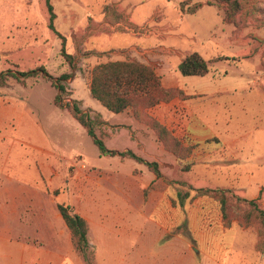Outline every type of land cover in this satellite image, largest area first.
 <instances>
[{"label":"rangeland","instance_id":"rangeland-1","mask_svg":"<svg viewBox=\"0 0 264 264\" xmlns=\"http://www.w3.org/2000/svg\"><path fill=\"white\" fill-rule=\"evenodd\" d=\"M208 1L51 0L69 63L62 56V39L49 28L46 0H0V75L13 73L21 79L0 84V213L17 204L23 220L28 219L25 198L40 189L50 212L57 203L71 205L83 188L128 194L143 208L154 188L171 186L211 201L201 222L210 232L197 238L186 219L179 233L185 241L184 260L163 264H264V229L258 224L243 227L238 219L227 224L219 202L196 195L200 189L228 190L256 200L264 210V0L246 4L235 23H225L217 5L187 13ZM194 52L206 61L220 59L204 77L182 76L179 63ZM115 61L154 68L166 89L180 92L168 103L203 99L213 110L205 117L224 136L195 143L149 111L158 105L110 112L92 98L90 82L95 66ZM42 70L54 82L70 76L62 82L64 104L77 103L95 119L96 134L107 150L131 151L159 163L163 179L151 182L155 174L134 159L101 155L86 129L55 103L59 90ZM154 122L170 134L159 136ZM42 161L54 165L58 176H51L59 179L46 181L50 175ZM70 179L73 184H66ZM2 220L0 215V224ZM9 223L15 227L19 219ZM154 260L147 258L144 264Z\"/></svg>","mask_w":264,"mask_h":264},{"label":"crops","instance_id":"crops-1","mask_svg":"<svg viewBox=\"0 0 264 264\" xmlns=\"http://www.w3.org/2000/svg\"><path fill=\"white\" fill-rule=\"evenodd\" d=\"M201 101L203 99L174 100L149 111L168 129L176 126L180 131L186 130L195 143L224 136L226 132H219L215 124L209 121L211 119L205 117L213 110ZM42 169L50 175L46 181L59 179L51 176V173L58 176L53 172V164L42 161ZM156 179L155 176L151 182ZM65 183L73 184L71 179ZM41 191L43 189L25 198L30 208L27 211L28 219L23 220L17 204L1 211L0 264H87L75 249L71 232L58 210V203L56 208L51 207L50 212L46 211L47 203ZM179 193L171 186L156 187L146 205L139 208L128 194L85 192V188L81 189L70 206L89 223L88 237L91 247L95 249V264H144L150 257L156 259L154 264H163L164 260L169 259L179 261L180 257L183 261L186 250L184 238L179 234L180 228L188 219L197 238L208 234L210 230L201 222L210 212L208 204L211 201L191 196L188 203L181 205ZM16 217L19 224L14 227L9 221ZM175 232L171 238L168 236ZM176 243L178 246L181 244V248L177 246L175 250ZM162 251L168 259L163 257ZM198 251L204 253L202 249Z\"/></svg>","mask_w":264,"mask_h":264},{"label":"trees","instance_id":"trees-1","mask_svg":"<svg viewBox=\"0 0 264 264\" xmlns=\"http://www.w3.org/2000/svg\"><path fill=\"white\" fill-rule=\"evenodd\" d=\"M254 0H210L206 4L197 3L188 8L187 13L195 14L202 9L204 5H217L223 11V21L225 23H235L237 16L242 13L246 4H250ZM46 5L49 12V28L54 31L63 41L62 56L70 61V55L66 53V39L59 34L54 25L56 14L51 4V0H46ZM183 7V5H182ZM253 12H257V8H252ZM184 11V8H183ZM220 58H217L219 60ZM217 60L206 61L198 52L191 53L185 57L180 63L178 70L182 76L204 77L210 72V68ZM44 77L56 85L59 94L55 98V103L64 107L72 114V116L86 129L88 134L93 138L94 143L99 147L101 155H120L124 158L134 159L138 163L145 164L157 178L163 177L159 163L149 162L137 156L131 151L123 153L112 152L107 150L104 141L96 134V122L90 114L84 112L77 103L73 106L65 105L62 92L65 88L62 85L63 81L69 79V75H63L58 79L53 78L45 71H41ZM26 75V74H24ZM21 75V76H24ZM21 80L13 73L0 75V84L3 85L8 78ZM90 93L93 99L98 101L103 107L114 114L125 112L131 107L142 106L143 108H152L161 103H168L180 92L176 89H166L161 81V77L157 74L154 68L137 61H115L101 63L95 66L92 70ZM97 120L103 122L100 115H97ZM154 128L158 135L169 133L168 130L154 122ZM170 134V133H169ZM197 196H209L219 202L221 212L227 224H230L234 219H238L241 226L250 227L258 224L264 229V210H262L256 200H248L238 198L231 194L228 190H197ZM190 195L188 193H179L181 205ZM58 210L63 217L72 236V241L76 251L87 262V264H95L96 254L95 249L89 243V223L88 221L77 214L72 206L68 204H58ZM236 212L231 215V211Z\"/></svg>","mask_w":264,"mask_h":264},{"label":"built area","instance_id":"built-area-1","mask_svg":"<svg viewBox=\"0 0 264 264\" xmlns=\"http://www.w3.org/2000/svg\"><path fill=\"white\" fill-rule=\"evenodd\" d=\"M182 133H183V137H185V138H187L188 137V134H187V132H186V130H182Z\"/></svg>","mask_w":264,"mask_h":264}]
</instances>
